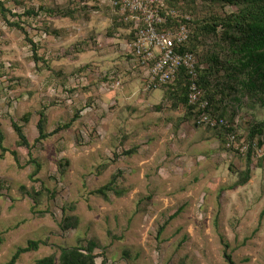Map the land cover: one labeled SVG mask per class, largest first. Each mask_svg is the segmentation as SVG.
Wrapping results in <instances>:
<instances>
[{"label": "rangeland", "instance_id": "obj_1", "mask_svg": "<svg viewBox=\"0 0 264 264\" xmlns=\"http://www.w3.org/2000/svg\"><path fill=\"white\" fill-rule=\"evenodd\" d=\"M0 2L7 10L0 14V130L8 150L0 157V264L28 241L41 242L38 251L15 264H35L59 247H84L87 241L99 245L96 264H227L224 253L233 264H264L262 138L255 139L249 181L237 186L248 159L227 149L214 131L194 125L179 84L146 90L145 73L126 49L130 31L114 30L99 0ZM182 4L192 34L195 19L236 11L219 4L208 9L200 1ZM47 9L61 13L49 15ZM30 10L38 15L27 17ZM33 50L42 61H34ZM42 110L48 132L70 126L35 144ZM243 110L236 121L245 138L250 119L261 121L264 109ZM12 122L23 126L29 150L16 146ZM29 156L41 166L33 179ZM112 176L121 196L92 195ZM42 186L54 196L45 193L34 206L21 188ZM69 204L79 226L63 232L62 208Z\"/></svg>", "mask_w": 264, "mask_h": 264}, {"label": "trees", "instance_id": "obj_2", "mask_svg": "<svg viewBox=\"0 0 264 264\" xmlns=\"http://www.w3.org/2000/svg\"><path fill=\"white\" fill-rule=\"evenodd\" d=\"M180 1L183 3L184 0H168V3L164 7L169 8L174 2L178 6ZM187 1L188 3L200 1L206 4L208 9L211 6L214 7L216 4H219L222 9L228 6L235 7L236 11L232 13L222 11L223 16L218 17H213L211 14V16H208L209 19L208 17H199L198 22L195 19L193 22L195 26L194 34L190 32L188 41L182 49H179V52H189L195 57L197 55L200 56L198 67L201 65L202 68H198V76L195 81L201 91L199 102L205 105H189L187 95L190 79L183 71L166 86L170 88L173 84H179V87L181 86L184 89L181 90V93H183L181 104L185 108L189 119L193 120L196 127L201 125L199 124V120L204 116L217 121L223 120L225 124H218L215 127L206 126V129L214 131L218 136L223 138L225 145L228 144L227 138L229 139L233 136L234 140L227 149L235 153L237 152L239 156H242L234 147V145H242L239 142L242 136L238 132L239 127L236 120L242 116L243 109L255 106L264 109V0H185L186 3ZM182 5L178 7L179 10L182 8ZM41 10L42 8H40ZM6 12L7 10L4 8L3 3L0 2V14L5 16ZM38 12L39 10L37 12L30 10L26 11L25 15L27 17L37 16ZM46 12L49 15H59L61 13L53 9H47ZM63 15L71 17L69 13ZM191 23L190 19L188 21L189 27ZM11 26L23 30L17 23H13ZM112 27L117 31H122L121 29L130 31L132 23L124 22L122 17L112 13ZM133 35V31H131L127 35L126 42H129L133 38ZM200 45L204 48L201 51L198 50ZM33 58L36 63L42 61V58L37 56L35 50H33ZM130 59H132L131 54ZM58 75H61V73ZM175 89L177 90V88ZM178 104L179 101H177ZM77 118V115L74 116L71 122L76 121ZM20 122L24 123V125L28 124L29 114L24 115ZM69 126L70 124H65L52 132H48L47 117L42 110L38 113L36 124L38 137L34 143L42 144L49 137L58 134L62 129H68ZM12 129L17 137L16 146L29 150L30 144L24 135L23 126L17 122H12ZM247 131L246 137L242 138L244 139L243 144L246 149L244 157L248 160L244 171L238 173L237 186H245L250 179V166L253 159L252 152L255 139L257 137L262 138L260 142H257L258 146L264 144V118L258 121L252 117ZM123 140L127 141L128 138H124ZM3 142L4 137L0 130V157L8 153V150L3 146ZM9 153L14 161L18 163L17 153L14 151H10ZM130 154V151L126 153V155ZM28 164L35 165V170L30 176V179H33L40 172L41 166L30 156ZM68 165L69 162L67 160L64 161V165L60 164V173H64ZM115 182L116 176H112L109 183L93 191L92 195L106 199L107 192L112 191L116 196H121V193H117L115 188H112ZM21 190L33 200L34 206L39 204V200L45 193L51 198L54 196L53 192L51 193L43 186L38 191L31 190L28 192L24 187ZM75 212L76 209L73 204L65 205L62 208L63 216L59 225L61 231L67 232L78 228L79 218L75 215ZM45 214L47 212L39 213L40 216ZM40 244L41 242L39 241H28L25 247L17 248L10 260L5 264H15L21 255L38 251ZM98 246L93 241H87L84 247H59L55 252L36 260L35 264H96L94 251ZM224 259L227 264H233L230 255L224 253ZM100 264H106V260L103 259Z\"/></svg>", "mask_w": 264, "mask_h": 264}, {"label": "built area", "instance_id": "obj_3", "mask_svg": "<svg viewBox=\"0 0 264 264\" xmlns=\"http://www.w3.org/2000/svg\"><path fill=\"white\" fill-rule=\"evenodd\" d=\"M114 14L132 23L133 38L126 42V49L132 55L139 70L145 73L146 90H158L171 83L181 71L189 77L188 103L200 104L201 91L196 84L198 76V62L189 52H179L190 37V27L187 14H181L178 3L176 8L164 7L161 0H108ZM119 81L112 84V88L119 86ZM199 124L215 127L225 124L223 120L217 121L202 117ZM227 146L233 142L231 136ZM234 145L242 156L245 146ZM256 142L253 143V151ZM253 157L255 158V152Z\"/></svg>", "mask_w": 264, "mask_h": 264}, {"label": "crops", "instance_id": "obj_4", "mask_svg": "<svg viewBox=\"0 0 264 264\" xmlns=\"http://www.w3.org/2000/svg\"><path fill=\"white\" fill-rule=\"evenodd\" d=\"M99 2H100V4H103L104 5V7H105V9L106 10H108L109 11V13H110V15L112 16V13H114L113 12V10H112V8L110 7V4H109V1L108 0H99ZM130 60H133V58L132 59H130ZM132 67V66H131ZM136 67V66H135ZM136 70V69H135ZM158 90H160V89H158ZM152 91V90H151Z\"/></svg>", "mask_w": 264, "mask_h": 264}]
</instances>
